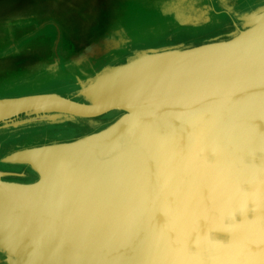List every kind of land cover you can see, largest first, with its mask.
Segmentation results:
<instances>
[{
	"label": "water",
	"instance_id": "water-1",
	"mask_svg": "<svg viewBox=\"0 0 264 264\" xmlns=\"http://www.w3.org/2000/svg\"><path fill=\"white\" fill-rule=\"evenodd\" d=\"M244 19L246 23L230 32L227 39L198 46L140 50L123 64L106 66L81 82L78 97L84 102L57 93L0 99V124L12 122L22 115L93 119L112 111L123 112L103 130L73 142L15 152L5 161L30 164L40 180L29 186L0 181V192L8 193L9 189L14 199L13 191L17 189L18 200L22 199L21 195L29 197L31 193L42 192L51 182L56 165L68 162L78 172L77 167L81 168V163L91 157H98L103 162L105 156L116 152L109 175L115 186L118 179L124 181L117 190H120L121 198L127 200V205L120 208L116 203L118 195L113 193V207L107 206L106 200L112 199V190L104 194L101 188L104 203H101L103 210L98 222L107 226L108 214L111 217L109 223L115 227L109 226L114 234L125 218V227L131 226L135 233V249L130 255H140L129 193L160 178L178 183L215 172L224 178L233 170L239 171L250 159L248 157L256 156V150L261 149V146L243 144L256 142L249 130L260 126L264 120V8ZM117 69L131 70L124 85L110 78L106 92L100 95L91 92L103 74ZM207 102L212 104L206 107ZM197 106L203 107L195 119L192 114ZM211 110L216 115L207 113ZM187 111H190L188 119L194 122L190 126L194 125L199 132H192V128L185 131ZM211 115L215 117L210 120ZM203 125L213 126V129L202 130ZM258 130L263 138L264 128ZM126 150H136L137 154L132 156ZM64 155L66 159L62 157ZM136 159L139 165L129 164L137 163ZM124 166H133V170L122 173ZM115 186L112 189H116ZM24 202L30 207L27 200ZM0 206L4 208L0 209V246L16 252L18 264H32L28 250L32 231L23 226L25 213L15 214L1 202ZM33 211L34 219L39 220V209L36 207ZM13 215L20 219L14 234L9 231L10 221L7 222L8 216L12 221ZM49 254L51 264H57L52 249Z\"/></svg>",
	"mask_w": 264,
	"mask_h": 264
},
{
	"label": "rangeland",
	"instance_id": "rangeland-1",
	"mask_svg": "<svg viewBox=\"0 0 264 264\" xmlns=\"http://www.w3.org/2000/svg\"><path fill=\"white\" fill-rule=\"evenodd\" d=\"M2 1L4 0H0V6ZM165 1L17 0L15 4L8 3L6 9H0V99L33 93L54 92L65 95V97L69 96L68 98L71 97L73 100L77 99L78 102H84L82 98L78 97L81 82H85L104 69L106 66L102 67V65L109 63V60L103 61L98 68L87 69L86 72L84 69V72L77 74V69L73 67L76 60L74 55L83 54V50L81 48L76 53V49H71L74 41H77V44L81 43V47H86L93 41L90 47H96V49L91 48L90 51L92 52L86 53L92 57L93 51L96 50V55H94L103 57L112 50L110 47H119V44L125 43L132 36L135 40L134 46L130 47L131 51L129 50L120 56V64H123L130 56L140 50L182 48L183 45L198 46L215 40L227 39V36L224 38L221 36L226 31L225 26L227 24L217 26V28L210 24L191 29V27L198 26L202 21L199 23L195 20H185L182 18L181 11L176 17L171 6ZM178 1H180L178 6L182 10H190V6L197 3V0ZM242 2L240 8L245 11L253 8L256 4H261L257 10L264 8V0H245ZM204 3L205 0H198L197 6H202ZM240 22L246 23L245 19H241ZM35 28H47L39 34L50 38L52 44H54L60 29L61 46L63 47H15L13 45L18 37H21L19 41L17 40L18 46L25 42L27 44L31 37L27 36L23 41L24 36L22 37V35ZM16 33L21 35H15ZM89 34H91L90 37ZM86 38L90 41L89 43ZM97 38L98 41H95ZM55 48L57 49L55 50ZM31 52L33 53L32 61L29 60L31 58L29 53ZM26 53L28 56L25 55ZM85 54L79 58L86 57ZM65 65L67 69L66 67L62 68ZM115 65L118 64L113 66ZM210 103L207 102L204 106L208 107ZM202 107L197 106L195 108L192 114L193 118L199 117ZM189 112L187 111V114L184 115L186 120L185 131L187 132L186 128L189 130L192 128V132H199L193 128L194 125L190 126V123L194 122L188 119ZM207 113L216 115L214 110ZM122 114V111H112L93 119L53 117L51 115L35 118L34 116L22 115L12 122L0 124V166H13L17 167L16 171L21 170L19 171L21 175L18 176L23 178L19 180V183L13 182L14 184L24 186L36 184L40 177L30 164L5 161L6 158L23 150L73 142L103 130ZM212 115L210 120L215 117ZM209 128L212 130L213 126L203 125L200 129L208 131ZM94 157H91L86 163H81L82 167H77L78 172L74 171L75 166L72 167V165L68 169L66 163L56 165L51 182L42 192L31 193L26 198L20 196L22 198L19 199L20 201L27 200L30 204L28 207L24 202V206L18 212L23 211L25 213L23 220L26 224L23 223V226L32 231V243L29 245L32 264H51L50 249L55 253L57 264L62 261V258H59L62 253L57 244L61 237L63 240H67L64 235L73 234L72 228L68 226V210L83 196L82 189L78 187V176L92 168L93 164L90 165V161ZM2 174L0 181H3L4 176L12 175L10 173ZM16 191L17 189L13 191V195L18 200ZM2 207L0 206V209ZM36 207L39 209V220H35L33 216V210ZM18 220L20 219L13 215L11 221L10 216H8L7 222L10 221L8 223L11 225L10 233L14 234L18 230ZM61 221L65 222L64 229L59 226L62 224ZM2 224L5 227L6 223L3 222ZM59 229L63 230V235ZM49 231H52L53 235H49ZM45 243L50 246L46 248L43 245ZM66 243L69 244V242ZM18 258L16 252H10L9 247L0 246V264H18Z\"/></svg>",
	"mask_w": 264,
	"mask_h": 264
},
{
	"label": "bare ground",
	"instance_id": "bare-ground-1",
	"mask_svg": "<svg viewBox=\"0 0 264 264\" xmlns=\"http://www.w3.org/2000/svg\"><path fill=\"white\" fill-rule=\"evenodd\" d=\"M130 72L117 69L103 74L91 92H106L110 78L124 85ZM261 123L249 130L256 144L253 140L243 144L261 149L256 150V156L248 157L239 171L233 170L224 178L215 172L178 183L155 179L128 194L140 246L136 257L130 255L135 249V233L131 226L125 227V218L114 234L111 228L115 227L109 223L111 217L106 211L107 226L98 222L104 203L101 188L104 194L112 190L107 206L113 207V193L118 195L120 208L127 205L117 190L124 181L118 179L115 186L109 175L116 152L105 156L103 162L94 159L92 168L79 174V181L77 178L83 196L68 210V226L73 234L58 241L60 264H264V163L260 162L264 161V136L258 133L264 128V120ZM128 153L134 156L137 151ZM136 162L129 164L139 165ZM67 163L69 169L72 164ZM123 170L131 172L133 166H124ZM114 186L117 188L112 189ZM7 192H0V202L16 214L24 203ZM61 223L64 229L65 222ZM48 233L53 235L52 231Z\"/></svg>",
	"mask_w": 264,
	"mask_h": 264
},
{
	"label": "flooded vegetation",
	"instance_id": "flooded-vegetation-1",
	"mask_svg": "<svg viewBox=\"0 0 264 264\" xmlns=\"http://www.w3.org/2000/svg\"><path fill=\"white\" fill-rule=\"evenodd\" d=\"M242 1L244 2V0H205V3L202 6L198 7L197 6L198 0H197L196 4L194 3L192 6H190V8H189L190 10H182L181 8H179L178 5H179L180 1H178V0H176V1L175 0H166L165 3H167L169 6H171V8L173 9V14L175 13L176 17L178 16L179 12L181 11L182 18H184L185 20H195V21H199V23L202 21L198 26L191 27V29L204 27V26H207L210 24L212 25V27L214 26L215 28H217V26L219 27V26H224L225 24H227L225 26L226 31L224 33H222V35H221V36H223L222 38H224L230 32H233L236 29L241 28L243 25V23L240 22V20L242 19V17L244 16V14L246 12H245V10L240 8V4ZM2 2L3 3H1L0 9H6V5L8 3H14L15 4V2H17V0H4ZM199 5H201V4H199ZM260 5L258 4L257 7ZM206 21H207V23H206ZM225 21H228V22L225 23ZM182 29H185V28H182ZM45 30H47V28L46 29H42V28L32 29V30L28 31V33L22 35V37L24 36L23 41H24L25 37H27V36L31 37L30 40L27 41V44L25 42L21 46H18L17 40L19 41V38H21V37H18V39L16 40V42L13 45H15V47H58V48L63 47V46H61V42H62L61 36L62 35H61L60 29H59V34H57L58 36L56 35V39H55L54 44L51 43V39L48 38L46 35L43 36V35L39 34ZM15 35H21V34L16 33ZM37 35H39V37H37ZM0 36H1V34H0ZM88 36L90 37L91 34H89ZM88 38H86V40ZM133 38L134 37L131 36V38H128L125 43L119 44L118 45L119 47H110V49H112V50L109 52L108 55H105L103 57L95 56L96 52H97L96 50H95V52L93 51L92 57L89 56V53L88 54L86 53V52H92V51H90L91 48L96 49V47H90L91 43H93V41L90 42L89 40H87L88 43L90 42V45H88L89 47L88 46L81 47L80 46L81 43L77 44V41H74L75 43L73 44V47H70V48L73 50L76 49V53L78 52V50H80L82 48L83 54L86 53L84 55L86 57L79 58L83 54H76V55H74L76 58L75 63H74L75 66H73L74 64L73 65L69 64V65L73 66L74 69H77V72H78L77 74H80V72H84L83 71L84 69L86 72L87 69L98 68L99 65L105 60H109V63L102 65V67L112 66L114 64H120L121 63L120 56L122 54L128 52L130 50V47L134 46L135 40ZM95 41H98V38L95 39ZM83 44H84V42H83ZM97 48H99V47H97ZM102 48H105V47H102ZM41 49L44 50L43 48H41ZM56 49L57 48H55V50ZM29 50L32 51V49H29ZM32 54H33L32 52L29 53V56L31 57V58H29V60L32 59ZM25 55L28 56L27 53ZM57 55H59V53H57ZM93 56H95V57H93ZM96 58H99V59H96ZM110 63H112V64H110ZM65 67H66V65L62 68H65ZM66 69H67V67H66ZM62 71H64V70H62ZM46 93H54V92H46ZM33 94H40V93H33ZM29 95H32V94H29ZM62 96H65V95H62ZM66 97H69V96H66ZM74 100L78 101L77 99H74ZM79 102H81V101H79ZM260 162L264 163V161H260ZM16 168L17 167H13V166H7V167L6 166H4V167L0 166V172L1 173L12 174V175L4 176L2 178V180L6 181V182H10V183H13V182L19 183L20 182L19 180L22 179L23 177L18 176V175H21V172H19L21 170L16 171Z\"/></svg>",
	"mask_w": 264,
	"mask_h": 264
},
{
	"label": "crops",
	"instance_id": "crops-1",
	"mask_svg": "<svg viewBox=\"0 0 264 264\" xmlns=\"http://www.w3.org/2000/svg\"><path fill=\"white\" fill-rule=\"evenodd\" d=\"M244 1H245V0H244ZM246 2H247V1H246ZM246 2H245V3H246ZM251 2H252V1H251ZM253 3H255V2H253ZM257 9H258V8H257V4L253 6V9H252V8H251V9L249 8V10H246V11H245L246 13H245L244 16L242 17V19L246 18L247 16H250L251 14H253L254 12H256Z\"/></svg>",
	"mask_w": 264,
	"mask_h": 264
}]
</instances>
